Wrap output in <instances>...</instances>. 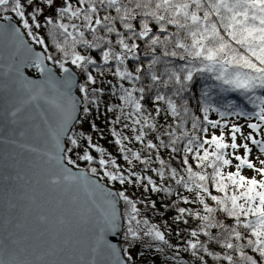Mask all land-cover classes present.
<instances>
[{
  "label": "snow or ice",
  "instance_id": "snow-or-ice-1",
  "mask_svg": "<svg viewBox=\"0 0 264 264\" xmlns=\"http://www.w3.org/2000/svg\"><path fill=\"white\" fill-rule=\"evenodd\" d=\"M42 5L56 17L41 21ZM14 17L19 25L11 22ZM0 21V264H136L137 246L138 256L154 252L153 264L156 255L160 264H209L208 258L213 264H264V179L241 174L246 167L264 177V159L257 167L250 158L253 146L264 156V0H0ZM45 26L59 55L34 31ZM28 68L39 76H26ZM109 75L118 83L109 80L107 93L122 103L110 100L102 106ZM200 79L206 83L191 105ZM74 88L82 94L79 99ZM214 91L240 99H214ZM101 107L105 116L118 113L110 121L111 135L126 168L94 143L91 133L77 130L87 114ZM210 112L224 119H210ZM162 115H170V122L159 124ZM232 116L246 118L253 131L244 135V125L227 119ZM89 124L99 131L94 120ZM117 124L134 135H124ZM150 133L157 135L146 139ZM133 139L149 153L155 150L159 167L151 166L153 156L142 155L144 149L127 148L125 142ZM241 147L244 155L226 151ZM162 148L171 150L170 157L180 155L183 174L161 158ZM92 150L99 153L98 167ZM189 154L201 171H194ZM229 156L237 161L236 171L225 176L224 166L233 163ZM78 161L87 167L81 170ZM137 164L155 173L160 183L136 170ZM167 179L195 192L193 200ZM105 180L122 187L109 191ZM210 180L223 196L211 194ZM128 185H139L142 195L163 193L184 203L198 202L203 215L176 202L171 205L177 224H187L186 217L193 216L199 221L190 238L181 237L180 230L178 242L171 243L158 224L142 218L138 207L147 203L152 211L156 201L134 199ZM209 196L215 207L207 202ZM87 223L94 225L93 234L74 259L81 243L75 239L76 228ZM213 229L219 231L214 234Z\"/></svg>",
  "mask_w": 264,
  "mask_h": 264
},
{
  "label": "trees",
  "instance_id": "trees-1",
  "mask_svg": "<svg viewBox=\"0 0 264 264\" xmlns=\"http://www.w3.org/2000/svg\"><path fill=\"white\" fill-rule=\"evenodd\" d=\"M73 2H75V0H73ZM51 16H53L54 18L56 17V13L54 10H51L50 13ZM18 19V18H17ZM44 20V19H43ZM42 20V21H43ZM34 31H38L40 35L44 36V39L46 42H48L50 44V50L53 52L54 55H59L58 53L55 52V48L54 45H51L50 42V38L49 36L46 34L48 31V26L42 27L39 30H35ZM90 38V36L88 37ZM30 40V39H29ZM38 48L41 49V46L36 45ZM92 55L95 56L97 59H99V56L97 55L96 50L92 51ZM114 63V62H113ZM129 64L131 65V60H129ZM74 69L75 67L72 66ZM58 68V66H57ZM77 72L79 71L78 69H75ZM30 74L33 75H37V72L35 69L29 70ZM81 79L83 80V77L81 76ZM111 80L112 84H117L118 80L117 79H113L111 77V75H109L107 77V79L104 80L103 86L106 89V93L104 95V97L101 99V105L103 106L106 103H109V101L111 100V102L114 103H122L121 101H119L116 97L114 96H110L109 93H107V89L110 87V85L108 84V81ZM206 83L205 80L200 79L195 87L193 88L192 92H191V105H194L196 103V95L197 93H202L204 84ZM207 83H211V81H207ZM125 86H130V82H125ZM79 92V91H78ZM80 95H82L79 92ZM213 97L214 99H221V97L227 99V100H231L233 98L239 100L240 97L238 94H231V93H218V91H214L213 92ZM223 102V101H222ZM110 106V104H109ZM147 109L149 111L152 110V104L149 103L146 105ZM249 109L251 108V106H248ZM221 110H224L223 108ZM105 109L103 107H101L100 109H94V111L90 114H87L88 119L84 121L83 124L78 126V131L79 130H83L85 133H91L92 137H93V142L94 143H98L100 146L104 147L106 149V152L111 154V156L115 157L117 159V163L121 164L123 167H127L126 162L123 161L122 159V154L119 152V145H116L114 142V138L111 135V123L110 121L113 120L115 118V115H118V113H112V112H108L107 116H105L104 114ZM197 115H201L202 113H196ZM81 115V114H80ZM235 117V116H232ZM209 118L210 119H221L223 120L224 118H221L219 116L218 113L216 112H210L209 113ZM231 117H228L227 119H229ZM89 120H94L95 123L98 125V129L99 131H93L90 127L89 124ZM107 121V122H106ZM157 121L159 124H166L167 122H170V115L169 116H161L157 118ZM86 126V127H85ZM188 127L190 128V124L188 125ZM116 128L118 131H122L124 135H127L129 137L133 136L134 133L131 131V129H123L122 128V124H117ZM102 132L103 133V138L100 137L99 133ZM156 133H150L149 136L146 139H152L154 136H156ZM154 142H158L157 140H154ZM126 146L129 149H132L133 151L135 150H140V149H144L142 155H148L151 154L153 156L154 159V163L151 165L152 167H159V160H156V152L155 150H152L151 153H149V150H147L144 145H142L140 142L133 140L130 141H126ZM227 151V150H226ZM170 153L171 150L170 149H160V156L161 158L165 159L166 161H169L170 166L171 167H177L179 169H181L182 172V168H181V162H180V155H175V154H171L170 157ZM94 157L97 158V163L94 166L98 167V158H99V153L95 152V150H92L91 153ZM182 155V153H181ZM75 158V156L73 157ZM189 162L193 165V169L194 171H201L199 165H197L194 161V157L192 154H189ZM78 163L80 164L81 168H86L87 167V162L84 161H78ZM229 166H224L223 168V172L225 173V176L227 174V168ZM138 171H142L143 174L146 175H151L153 176V179H156L158 183H160L158 177L156 176L155 173L151 172V171H147L144 172L143 170V166L140 164H137V169ZM208 173L212 172V168L208 167L207 169H205ZM183 174V172H182ZM166 177H167V173H166ZM226 183H228L227 180H225ZM105 184H107L108 186L118 190L120 189L122 186L119 185L118 182H111V181H104ZM166 183L170 186H172L174 189H177L180 193V195L183 196H187L189 198L190 201L193 200V198L195 197L196 193L195 192H189L188 190L182 188V187H178L177 185H175L174 180L172 179H167ZM209 186H210V191L212 195H220L223 196V193H220L215 187H214V182L213 181H209ZM129 189V194L132 196V194L137 195L141 200H144L146 202H150V201H156V209L153 210L154 214H153V222L158 224V226L160 227V230L164 231L166 233V238H168L170 240L171 243L176 244L178 242V237L176 235L177 231H180V235L181 237L187 239L190 238L188 236V233L190 232L191 229H194L197 227V225L199 224V221L193 216V217H186V219L188 220L187 224L184 223H179L177 224L174 220V217L176 215V210L175 207H171V205L173 204V202H176V206L177 207H185V208H190L192 209L194 212L195 211H200L201 214L203 215V209L202 206L198 203V202H193V203H184L182 201H179V197L176 195H166L163 193H159V194H152L151 196H148L147 194H143V189H141L139 187V185H137L135 188H133L132 185H128L127 186ZM234 191V189L232 188L231 185H229V189H228V195H231L232 192ZM237 194L239 190H236ZM207 202L215 207L216 206V202L211 200L210 196L207 197ZM122 203V202H121ZM166 205H168V207H166ZM217 218L223 220L224 219V214L223 213H218L216 214ZM228 223H232L231 218L228 219L227 221ZM241 231H244L243 228L240 229ZM213 233L215 234L216 232L219 231V229H213L212 230ZM201 240H204L207 242V237H205L203 234L200 235L199 237ZM182 242V241H181ZM212 249L215 251H221V248L219 245H212ZM141 251L140 247L137 246L136 249L133 250V258L136 262V264H140V256L137 255V253ZM147 252H151L154 253L153 251H147ZM209 259V264H213V261L211 258ZM141 264H150V263H141ZM221 264H223V262H221Z\"/></svg>",
  "mask_w": 264,
  "mask_h": 264
},
{
  "label": "rangeland",
  "instance_id": "rangeland-1",
  "mask_svg": "<svg viewBox=\"0 0 264 264\" xmlns=\"http://www.w3.org/2000/svg\"><path fill=\"white\" fill-rule=\"evenodd\" d=\"M44 6V5H42ZM45 7V13L43 16L39 17V19L42 21L44 19V16H48L50 15L51 13V10L52 9H49L47 6H44ZM30 10V9H29ZM15 18V17H14ZM18 23L20 24V21L19 19L15 18ZM56 69L60 72L59 68H57L56 66ZM229 120H231L232 122L234 123H237V124H241V125H244L243 129H242V132L244 135H247L249 132L253 131L251 129H248L247 126H246V118H238V117H231L229 118ZM86 127V126H85ZM213 131L211 128H210V132ZM216 131V134L219 135L220 134V130H215ZM224 132H225V136H226V139H227V142H231L230 141V131L229 129L225 128L224 129ZM257 139L260 138V133H255ZM244 141H243V138H242V135L241 134H237V143L238 144H242ZM251 146V145H250ZM211 150V149H210ZM229 153L235 151V154L236 155H244L245 154V150L241 147L239 149H236V150H232V149H228L227 150ZM230 159H233V163L232 165H230L228 168H227V172L229 171H236V168H235V164L237 163V161L232 157V156H229ZM254 163H256V166L259 167V159H264V156H262L258 150L253 146V154L252 156L250 157ZM241 174L242 175H245L249 178H251L252 176H256V178L259 180V179H264V177L260 176L259 174H257L255 171L251 170V169H248V168H243L241 170ZM132 197L134 199H139L141 200L137 195H134L132 194ZM138 207H140L141 209V212L143 214L142 218H147L149 219L150 223H154L153 222V214H154V211H149L148 210V207H147V203H142V204H139ZM153 257H154V253H151V252H147L145 251L144 252V255L143 256H140V264L141 263H150V264H153ZM160 260H161V257L159 255H156L155 256V261H156V264H160Z\"/></svg>",
  "mask_w": 264,
  "mask_h": 264
},
{
  "label": "water",
  "instance_id": "water-1",
  "mask_svg": "<svg viewBox=\"0 0 264 264\" xmlns=\"http://www.w3.org/2000/svg\"><path fill=\"white\" fill-rule=\"evenodd\" d=\"M0 22H3V21H0ZM15 24L18 25V23L13 19V21H11ZM29 42L31 43V41L29 40ZM34 48L35 50L39 51L41 50L40 48H38L36 45H34ZM49 66L51 67L52 66V63L51 62H48ZM34 68H28V69H25V75L28 76L29 78H36L37 76H39V73H37V75H33V74H30L29 70H32ZM54 71L57 72V74H60V72L56 69V67L54 68ZM73 71L74 72H77L74 68H73ZM78 73V72H77ZM78 79L82 81L81 79V76H78ZM72 94L73 96L77 97V99H79V97L81 96L78 92V89L74 88L73 91H72ZM4 107V100H3V97L0 96V109H2ZM81 114V109L78 108L77 110V113L76 115L77 116H80ZM23 115V114H22ZM29 142H34L35 141H31V139L29 138ZM0 148H3L2 145H0ZM9 150H11V146H9ZM17 152L21 151L20 149H16ZM84 168H81V170H83ZM74 171L76 169H73ZM23 182H21L22 184ZM107 186V190L109 191H116V189L108 186ZM40 189L37 190V196H38V199L42 200L44 199V197H41L39 195L40 193ZM57 194L56 193H46L45 196L47 197H52V196H56ZM24 203H27V201H25ZM119 207V206H118ZM93 228H94V225L91 224V223H87V224H83V225H80L79 227L76 228V235H75V239H77L78 241H80L81 243L76 245V251L74 253H72V258H78L79 256V251L83 248H86L87 244L90 242V237L92 236L93 234Z\"/></svg>",
  "mask_w": 264,
  "mask_h": 264
},
{
  "label": "flooded vegetation",
  "instance_id": "flooded-vegetation-1",
  "mask_svg": "<svg viewBox=\"0 0 264 264\" xmlns=\"http://www.w3.org/2000/svg\"><path fill=\"white\" fill-rule=\"evenodd\" d=\"M14 20L18 23V21L14 18ZM18 25H19V23H18Z\"/></svg>",
  "mask_w": 264,
  "mask_h": 264
}]
</instances>
